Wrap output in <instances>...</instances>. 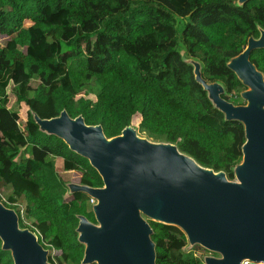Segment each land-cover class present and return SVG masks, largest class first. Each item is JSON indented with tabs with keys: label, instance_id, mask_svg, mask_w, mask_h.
<instances>
[{
	"label": "trees",
	"instance_id": "16d2710c",
	"mask_svg": "<svg viewBox=\"0 0 264 264\" xmlns=\"http://www.w3.org/2000/svg\"><path fill=\"white\" fill-rule=\"evenodd\" d=\"M101 1L0 0V200L16 211L20 227L58 252L49 254L51 264H82L79 215L95 222L90 197L69 191L55 158L80 174L77 183L96 187L102 179L87 158L41 130L34 114L50 118L65 109L71 117L82 115L86 124H101L107 137L139 114L140 136L175 143L229 178L242 159V123L225 119L214 106L194 78L193 62L207 81L224 86V98L244 103V85L225 62L258 34L248 28L256 14L250 18L246 10L261 8L264 0L243 7L236 0H120L119 8L100 10L104 17L90 28L86 8ZM258 56L264 70V48L257 49ZM148 222L156 264H204L198 253L208 251L190 246L179 227ZM0 264H14L1 239Z\"/></svg>",
	"mask_w": 264,
	"mask_h": 264
},
{
	"label": "water",
	"instance_id": "95a60500",
	"mask_svg": "<svg viewBox=\"0 0 264 264\" xmlns=\"http://www.w3.org/2000/svg\"><path fill=\"white\" fill-rule=\"evenodd\" d=\"M260 48L264 30L226 63L244 85L242 104L224 98V86L207 81L193 62L194 78L214 106L243 125L242 159L232 178L200 165L174 143L140 136L132 124L107 137L101 124H86L82 115L71 117L65 109L50 118L33 115L41 130L87 158L102 179L96 187L68 183L70 192L95 200V222L79 215L76 228L84 244L82 264H156L148 219L179 227L190 246L212 252L204 264H264V75L250 60ZM0 239L14 264H51L49 250L19 226L16 211L1 200Z\"/></svg>",
	"mask_w": 264,
	"mask_h": 264
},
{
	"label": "rangeland",
	"instance_id": "374dc122",
	"mask_svg": "<svg viewBox=\"0 0 264 264\" xmlns=\"http://www.w3.org/2000/svg\"><path fill=\"white\" fill-rule=\"evenodd\" d=\"M109 3V6L108 7H106L105 5V3ZM110 2H113V3H110ZM121 3H122V1H120V0H103V2L101 1V3L99 4V5H97L96 7H89V8H86V10L88 11L87 12V14L89 15V16H86V14H83L84 16H86V24H87V26L88 27H90V28H93V27H95V25H97V23L102 19V17H104V12L103 13H101V12H99L100 10H102L103 11V9H105L106 10V14L108 13V12H111V11H113V10H115V9H117V8H119L120 6H121ZM111 5V6H110ZM113 7L115 8V9H113ZM97 12H96V11ZM108 10V11H107ZM93 12H96V14H94L95 16H91V14L93 13ZM86 13V12H85ZM165 15H163V17H164ZM157 18H155V20H157L159 17H162L161 15L160 16H156ZM189 18V17H188ZM188 18H183L182 20L184 21V23H186L187 22V19ZM186 19V20H185ZM178 20H181V19H177V21ZM189 24V23H188ZM191 28V27H190ZM192 29V28H191ZM186 32V31H185ZM185 32H183V33H185ZM191 35H192V33L190 32V33H188L186 36L188 37V39L191 37ZM190 43H193V40H191L190 41ZM229 60V57L227 58V61ZM225 63H227V62H225ZM52 65H54V64H52ZM243 90V89H242ZM37 96H38V94H36ZM80 95H84V96H86V97H90V98H94V96L93 95H91V94H88L86 91H82L81 93H80ZM40 96V95H39ZM12 99L13 98H11V100L10 101H12ZM241 102H244V100L241 98ZM25 108H24V106H22L21 107V113H20V116H21V118H24L25 116ZM139 119H140V116H139V114H135L134 116H133V118H132V125L134 126V127H136L137 125H138V122H139ZM175 144V143H174ZM176 145V144H175ZM192 156V155H191ZM193 158V157H192ZM200 164V163H199ZM202 164V163H201ZM200 164V165H201ZM203 166V165H202ZM55 168H56V170L60 173V175L64 178V179H66L67 180V182L69 183H77L78 182V179H79V176H80V174L78 173V172H76V171H71V170H66V169H64L63 168V166H62V160H61V158H58V157H56L55 158ZM209 168H212V167H209ZM48 250V249H47ZM55 253H58L57 251H55V250H51V251H49V254H55ZM198 253V252H197ZM201 253V254H200ZM198 254H200L202 257H204V256H207V255H213V253L212 252H205L204 254H202V251H200Z\"/></svg>",
	"mask_w": 264,
	"mask_h": 264
},
{
	"label": "flooded vegetation",
	"instance_id": "af4514ba",
	"mask_svg": "<svg viewBox=\"0 0 264 264\" xmlns=\"http://www.w3.org/2000/svg\"><path fill=\"white\" fill-rule=\"evenodd\" d=\"M247 1H249V0H247ZM247 1H245L243 4H241V5H238L237 4V0H236V5H238V6H244L245 4H246V2ZM261 6V5H260ZM262 7H264V6H262ZM250 8H255V6H253V7H250ZM250 8H247V9H250ZM258 13H256V17H257V22H255V24H251L250 26H248V28H252V30H254V29H256L257 31H258V34L256 35V36H254V35H252V37H254V38H257V37H259V35H260V32H261V30H264V26H263V24H260L259 22H258V20L259 19H261L262 20V22H263V20H264V11H257ZM258 14V15H257ZM248 16L250 17V18H252V16H254V15H250V14H248ZM255 17V16H254ZM254 19V18H253ZM250 37V36H249ZM248 37V38H249ZM245 47V46H244ZM256 51H257V49H255V50H253L252 51V53H251V55H250V60L252 61V63H254V65L257 67V69L259 70V71H261L262 73H263V75H264V70L263 69H261L260 68V63H262L263 62V60H262V58L261 57H256L255 58V55H256Z\"/></svg>",
	"mask_w": 264,
	"mask_h": 264
},
{
	"label": "crops",
	"instance_id": "0c3cea01",
	"mask_svg": "<svg viewBox=\"0 0 264 264\" xmlns=\"http://www.w3.org/2000/svg\"><path fill=\"white\" fill-rule=\"evenodd\" d=\"M257 11H264V7H261V8H257V7H255V8H250V9H248V10H246V13H248V14H256V13H258ZM258 15V14H257ZM255 18V17H254ZM186 20V19H185ZM263 26H264V20H263Z\"/></svg>",
	"mask_w": 264,
	"mask_h": 264
},
{
	"label": "built area",
	"instance_id": "2783aa9c",
	"mask_svg": "<svg viewBox=\"0 0 264 264\" xmlns=\"http://www.w3.org/2000/svg\"><path fill=\"white\" fill-rule=\"evenodd\" d=\"M94 202H95L94 198L90 197V203L93 204ZM241 263H242V264H255V263L250 262V261H248V260H243Z\"/></svg>",
	"mask_w": 264,
	"mask_h": 264
}]
</instances>
